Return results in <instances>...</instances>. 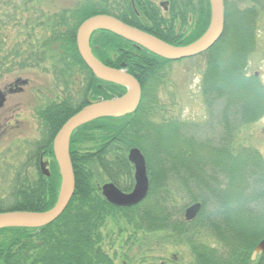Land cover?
<instances>
[{
  "label": "trees",
  "instance_id": "1",
  "mask_svg": "<svg viewBox=\"0 0 264 264\" xmlns=\"http://www.w3.org/2000/svg\"><path fill=\"white\" fill-rule=\"evenodd\" d=\"M41 1L0 0V83L25 69L41 67L52 71L54 84L51 91L54 94L48 95V101L37 109L43 130L27 160L4 162L2 158L6 156L0 155V211L51 208L61 184L52 147L56 133L74 112L89 102L88 96L111 98L126 91L125 85L99 79L91 71L79 53L76 35L80 23L91 15L111 13L120 7L134 10L132 0H83L66 10L68 15H62L60 23H48L38 30L37 18L28 16L27 11ZM150 1L136 5L146 10ZM224 1L223 34L203 52L207 55L202 82L204 100L213 110L222 104L217 146L210 137L187 133L175 120L157 122L150 117L157 101V88L172 59L139 47L108 29L94 31L93 53L111 66L121 67L125 62L142 85L141 102L132 113L104 116L73 131L70 139L76 180L73 197L62 214L44 226L0 228V264H112L100 245L101 228L112 211H120L136 229L171 230L176 235L188 233L190 224L202 221L220 246L191 242L194 260L190 264H264V251L251 260L253 248L264 236V213L254 216L251 206L253 202L264 201V160L259 152L235 153L230 149L239 126L264 114V86L256 74L246 70L254 47L257 9L248 6L236 10L232 0ZM172 3L176 10L177 0ZM183 3L187 6L185 0L179 4ZM209 18L208 15L187 38L164 39L174 44L190 43L203 34ZM10 25L23 32V39L16 37L9 41ZM94 130L102 131V141L94 147L79 148L78 142L90 140ZM133 145L146 154L151 187L143 201L122 207L103 196L100 184L111 180L124 190L132 188L134 166L128 151ZM198 148L212 149L203 152ZM44 151L53 156L50 176L44 175L39 165ZM173 175L189 191L188 201L200 200L194 189L205 190L214 197L219 203L215 213L206 216L203 205L196 218L186 220L187 203L179 206L168 193V178ZM5 201L10 204L6 206ZM241 211L250 213L249 220L242 222L237 217Z\"/></svg>",
  "mask_w": 264,
  "mask_h": 264
},
{
  "label": "rangeland",
  "instance_id": "2",
  "mask_svg": "<svg viewBox=\"0 0 264 264\" xmlns=\"http://www.w3.org/2000/svg\"><path fill=\"white\" fill-rule=\"evenodd\" d=\"M44 1L50 2L55 8L65 9L75 7L83 0ZM232 1L236 10L248 6H255L257 9L254 47L250 52L246 70L249 74H256L264 86V0ZM189 2H192L190 8L192 6L193 8L190 9L192 12L189 15L188 33L182 39L197 31L208 15L209 23L211 19L209 0H189ZM8 34L9 41L16 37L23 39V32L19 31L17 26L10 25ZM206 65V53L172 60L167 64L165 77L156 91L157 101L154 103L150 117L157 122L175 120L187 133L197 134L204 138L210 137L212 143L217 146L216 138L221 130V124L218 123L219 111L222 104L216 105L213 110L204 100L202 82ZM18 77L25 79L26 82L16 85L15 80ZM52 80V71L34 67L25 69L0 83V91L6 92L5 103L0 106V155L6 156L2 158L4 162L27 160L30 150L35 146V139L42 134L43 128L37 115V109L48 101L49 96L54 94L51 92L54 89ZM12 84L14 90L11 91L8 87ZM91 135L93 137L84 141L85 146L83 147H94L102 141L101 130H94ZM199 149L203 152H211L212 148H198V151ZM230 149H233L235 153L244 150L259 152L264 160V114L255 121L239 126L235 131L234 143ZM41 156L50 159L51 162L53 160V156L45 151ZM167 187L169 195L179 206L186 202V208L195 202L188 201L186 196H189V191L181 186L175 175L168 178ZM194 192L198 199L204 202V214L208 217L212 216L219 204L218 201L205 190L194 189ZM3 195L7 198L5 193ZM5 204L8 206L10 202L5 201ZM251 206L254 216L264 213V201L253 202ZM233 212L235 216L236 209ZM248 215L250 216V213ZM248 215L241 211L237 217L240 216L238 218L245 222L249 220ZM190 225L188 233L181 235L164 229L157 231L136 229L120 211H112L101 228L100 245L112 264H190L194 260L191 242L203 241L211 246H220V241L209 228L207 229L202 224V221ZM3 236L4 234L1 237ZM263 237H258V242Z\"/></svg>",
  "mask_w": 264,
  "mask_h": 264
},
{
  "label": "water",
  "instance_id": "3",
  "mask_svg": "<svg viewBox=\"0 0 264 264\" xmlns=\"http://www.w3.org/2000/svg\"><path fill=\"white\" fill-rule=\"evenodd\" d=\"M211 19L207 29L194 41L187 44H174L148 31L133 26L113 15L98 13L87 17L77 30V47L79 53L91 69L102 80L114 81L127 87L126 92L111 98L92 99L89 103L73 113L60 127L54 137L53 150L61 173V184L56 203L47 210H6L0 211V228L3 227H41L58 218L69 204L75 192V173L70 155V137L80 125L102 116L124 115L134 112L141 100L142 87L137 77L126 69L104 63L92 51L91 35L98 29H108L135 45L144 47L168 59H182L201 54L221 38L225 27L224 0H210ZM26 82L18 78L15 83ZM11 91L14 87H11ZM6 100L0 91V106ZM129 160L134 164L135 183L130 191L122 190L115 182L107 181L101 185L106 199L120 206H131L142 201L150 189L147 158L139 146H132L128 152ZM40 168L44 175H51L50 159H40ZM201 201L189 205L185 217L190 220L201 210ZM264 251V237L254 247L251 259L255 260Z\"/></svg>",
  "mask_w": 264,
  "mask_h": 264
},
{
  "label": "flooded vegetation",
  "instance_id": "4",
  "mask_svg": "<svg viewBox=\"0 0 264 264\" xmlns=\"http://www.w3.org/2000/svg\"><path fill=\"white\" fill-rule=\"evenodd\" d=\"M106 1L113 2V0H106ZM146 1H150V0H132L134 10L127 11L123 7H120L118 10L116 9L112 10L110 8V10H112L111 13H106V14L113 15L133 26H136L140 29H143L152 34H155L160 38L163 37L162 39L166 37L171 38L175 36L177 37L180 36V38H182L186 33H188V29H189L188 24L190 21L189 15L192 12L190 9L193 8V6L190 8L189 0H185V3H187V6L184 3H183L184 5L182 4L183 6H181L179 4L181 0H177L176 10H173V7H174L172 3L173 0H151L149 3L150 5L149 9L147 8L146 10H143V9L140 10L136 4L146 3ZM73 8L75 7H70V8H65V9L55 8L53 7V5L50 4V2L41 1L37 3V6L34 9H32V11L28 10L27 14L29 13L28 16L33 15L37 18V22L40 25L38 27V30H40L42 26H43V29L46 28V25H48V23H58V22L60 23L62 19V15H65V16L68 15L66 10L73 9ZM126 69H127V66H126ZM92 99H95V98L88 96L89 102ZM78 145H79V148H82L83 146H85V144L82 142H78ZM41 157L42 156H40V159Z\"/></svg>",
  "mask_w": 264,
  "mask_h": 264
}]
</instances>
